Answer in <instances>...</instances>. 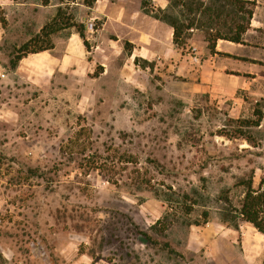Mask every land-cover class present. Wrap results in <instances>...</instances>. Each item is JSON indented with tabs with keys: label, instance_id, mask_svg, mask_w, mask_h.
Returning a JSON list of instances; mask_svg holds the SVG:
<instances>
[{
	"label": "rangeland",
	"instance_id": "obj_1",
	"mask_svg": "<svg viewBox=\"0 0 264 264\" xmlns=\"http://www.w3.org/2000/svg\"><path fill=\"white\" fill-rule=\"evenodd\" d=\"M197 1L230 9L223 0H0V264H263L264 235L222 214L264 178V92L237 80L203 89L199 76L132 60L128 41H116L126 29L115 21L156 33V14L188 23ZM58 7L86 26L87 45L76 27L51 36L69 72L15 66V49ZM204 29L188 32L183 53H208ZM259 110L260 125L250 124Z\"/></svg>",
	"mask_w": 264,
	"mask_h": 264
},
{
	"label": "crops",
	"instance_id": "obj_2",
	"mask_svg": "<svg viewBox=\"0 0 264 264\" xmlns=\"http://www.w3.org/2000/svg\"><path fill=\"white\" fill-rule=\"evenodd\" d=\"M254 1L256 3L251 25L243 36V42L238 43L226 39L218 40L215 52H210L208 48L203 49V51L208 50V53H203V56L200 55L199 65L194 64L190 59V55L183 53L182 48L174 43V29L165 21L156 28V33L151 32L150 27H127L130 25L124 19L121 22L115 21L122 23V26L126 29L123 34H120L117 29L114 30L119 38L116 41L126 39L133 45L130 50L132 51V60L137 56L149 62H153L154 59L158 58L166 68L173 69L188 79L199 76L197 84L203 89L210 90L215 87L213 83L220 81L237 80L240 83L239 86H246L249 81H252L251 84L255 85L256 94L263 93L264 0ZM0 4L5 8L3 3ZM113 19H117V17L114 18L113 15H110L107 24L109 22L111 24V21H114ZM103 29H106V27H103ZM53 49L55 48L31 53L19 62L22 64L25 62L29 65L26 69L39 71L45 77H52L57 70H60L63 74L68 73L70 67L65 54L58 57L53 54ZM18 63L17 67L19 66ZM39 68L42 69L39 70Z\"/></svg>",
	"mask_w": 264,
	"mask_h": 264
},
{
	"label": "trees",
	"instance_id": "obj_3",
	"mask_svg": "<svg viewBox=\"0 0 264 264\" xmlns=\"http://www.w3.org/2000/svg\"><path fill=\"white\" fill-rule=\"evenodd\" d=\"M94 1V0H93ZM49 0H44V4H48ZM195 6H189L188 23L181 20L179 17L164 12L163 15L156 14L159 19L170 24L173 31L174 43L180 48L184 47L189 37V31L196 27H202L205 30L206 41L210 52H215L216 44L220 39H226L233 42H243V36L250 28L251 19L254 13V0H223L224 4L230 6V9L219 8L216 2H211L210 5H205L203 1H197ZM89 5L92 1H89ZM197 14H200L197 17ZM205 18V19H204ZM0 23L6 26L7 19L4 13H0ZM76 27L80 36L86 41V26L84 23H75L70 18H65L62 7H58L54 18L45 24L39 33L28 39L15 49L13 64L17 63L25 56L31 53H37L53 48L51 36L56 32L64 29ZM208 27V29H206ZM40 41H46V45H39ZM130 43L126 42L125 49L130 50ZM137 60V58L135 59ZM148 62L152 67L153 63ZM259 112V117L256 121L250 123L260 125L263 118V112ZM31 173L37 172L36 169H30ZM245 221L253 225L261 234L264 235V178L261 179L258 187L253 186L252 180L248 181L246 191L239 207L228 208L222 214V222L228 226L238 225V220ZM148 241L154 239L147 232L140 231ZM1 254V253H0ZM264 264V259H263Z\"/></svg>",
	"mask_w": 264,
	"mask_h": 264
},
{
	"label": "built area",
	"instance_id": "obj_4",
	"mask_svg": "<svg viewBox=\"0 0 264 264\" xmlns=\"http://www.w3.org/2000/svg\"><path fill=\"white\" fill-rule=\"evenodd\" d=\"M190 59L194 64H199L201 61V57L199 55V50L196 46L192 47V51L190 54Z\"/></svg>",
	"mask_w": 264,
	"mask_h": 264
}]
</instances>
